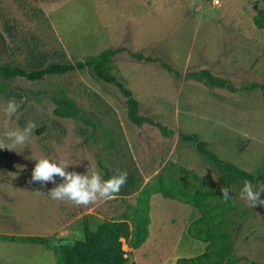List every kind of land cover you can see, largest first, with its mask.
<instances>
[{
  "label": "rangeland",
  "instance_id": "1",
  "mask_svg": "<svg viewBox=\"0 0 264 264\" xmlns=\"http://www.w3.org/2000/svg\"><path fill=\"white\" fill-rule=\"evenodd\" d=\"M0 6V68L35 71L123 48L110 72L131 91L140 115L171 131L165 136L150 122L130 121L121 91L90 67L37 80L0 74V139L6 130L37 125L22 150L0 149V264H55L53 246L82 239L85 221L95 229L102 220L137 215L144 188L152 192L149 238L135 251L138 264H173L204 251L206 243L186 231L199 212L179 198L210 188L219 203L224 186L215 163L179 133L196 134L223 162L264 175V95L261 88L242 89L264 84V27L254 22L264 0H0ZM201 69L237 91L188 76ZM8 100L19 105L10 121ZM67 104L80 109L75 117L53 112L71 111ZM40 158L66 161V171L79 174L96 170L103 179L105 171L110 177L126 171L127 182L115 199L88 206L53 200L48 191L60 178L29 183ZM251 184L264 189V181ZM243 185L230 183L225 232L235 264H264V206L249 207L240 198ZM2 236H34L44 244ZM121 240L131 264L130 246Z\"/></svg>",
  "mask_w": 264,
  "mask_h": 264
},
{
  "label": "trees",
  "instance_id": "2",
  "mask_svg": "<svg viewBox=\"0 0 264 264\" xmlns=\"http://www.w3.org/2000/svg\"><path fill=\"white\" fill-rule=\"evenodd\" d=\"M263 18L264 14L262 12L254 17V22L261 28L264 27ZM122 50L123 48H108L99 56L90 60H76L73 63H54L35 71H26L19 67H1L0 74L6 78L21 76L28 80H37L42 79V77L48 74H64L75 69L82 70L85 67H90L96 78L108 83H113L121 91L125 97L127 116L130 121L137 125L146 121L150 122L157 126L160 131L167 136L171 131L167 130L161 124L155 123L147 119V117L140 115L139 104L132 96L131 91L124 87V85L110 72V61ZM131 56L137 60L143 58L148 61L154 60V58L144 57L140 53H131ZM167 68L170 69L169 67ZM188 76L214 88L220 87L226 88L231 92L237 91V88L233 86L231 82L213 75L208 69L189 72ZM253 88H261L262 94L264 95V84L252 82L242 87L243 90ZM67 107L71 106L67 104ZM58 108L59 106L55 107L53 112L63 117H75L80 110L77 107H71V111L61 113ZM89 121L90 120L83 116V122L89 123ZM179 137L183 141L195 142V149L215 163L221 174L224 188L229 189L231 181L235 178L244 182L249 181L250 183L264 181L263 174L254 175L238 168L232 163L220 160L217 155L207 148V143L200 140L196 134L179 133ZM102 167L101 165V168ZM7 168L13 170L10 166H7ZM104 169L107 170L106 168ZM104 178H110L107 171H105ZM209 190L210 188H206L205 191H197V193L189 192L188 196L185 195L186 197L179 198L180 201L189 203L199 211L200 216L189 224L187 232L192 238L206 243V246L204 251L200 254L192 257L177 258L173 264H235L238 260V258L232 254V247L229 240L230 234L225 232L228 221L225 215L228 213L232 201L229 198L228 201L225 202L222 197L221 202H215L213 197H210ZM150 194H152V192L144 188L142 197H140V205L138 206L139 212L137 215H133L132 213L127 215L123 213L119 219L102 220L95 229H91L85 221L82 239H78L72 243L53 246L52 250L55 256V264H126L127 258L123 256L126 252L122 249L121 239L128 242L131 248H138L145 241L148 235L149 218L147 213ZM163 194L164 196L173 198L171 195H167L166 193ZM218 194L222 193L219 191ZM1 238L11 241L44 244V240L34 236H2ZM131 264L135 263L131 262Z\"/></svg>",
  "mask_w": 264,
  "mask_h": 264
},
{
  "label": "clouds",
  "instance_id": "3",
  "mask_svg": "<svg viewBox=\"0 0 264 264\" xmlns=\"http://www.w3.org/2000/svg\"><path fill=\"white\" fill-rule=\"evenodd\" d=\"M18 107L19 105L14 100L6 102L4 114L9 121L16 115ZM35 128L37 125L30 121L23 129L6 130L3 139H0V149L16 150L25 145ZM36 161L29 183L39 182L41 185H46V182H51L55 184L56 177H59L62 182L50 189L48 195L53 200L67 201L76 206H88L99 200L115 199L127 182L128 173L126 171L116 170V174L108 179H103L96 170L91 171L90 174L66 171L70 164L66 161L54 162L48 158H40ZM261 191L264 189L255 190L249 181H245L240 198L249 207L264 206V199L260 198ZM221 193L224 201L227 202L230 198V190L222 188Z\"/></svg>",
  "mask_w": 264,
  "mask_h": 264
},
{
  "label": "crops",
  "instance_id": "4",
  "mask_svg": "<svg viewBox=\"0 0 264 264\" xmlns=\"http://www.w3.org/2000/svg\"><path fill=\"white\" fill-rule=\"evenodd\" d=\"M0 8H1V6H0ZM198 211V210H197ZM199 212V211H198ZM200 216V213H199V215L198 216H195V217H193V219H192V221H194L195 219H197L198 217ZM191 221V222H192ZM186 231H187V229H186ZM147 238H149V232H148V235H147V237H146V239ZM146 239H145V241H146ZM145 241L138 247V248H140L144 243H145ZM206 246V245H205ZM138 248H131L130 247V250L132 251V252H130V254H131V260L135 263V264H138V257H137V255H136V250L138 249ZM203 252V251H202Z\"/></svg>",
  "mask_w": 264,
  "mask_h": 264
},
{
  "label": "built area",
  "instance_id": "5",
  "mask_svg": "<svg viewBox=\"0 0 264 264\" xmlns=\"http://www.w3.org/2000/svg\"><path fill=\"white\" fill-rule=\"evenodd\" d=\"M218 2V0H214V3H217Z\"/></svg>",
  "mask_w": 264,
  "mask_h": 264
}]
</instances>
